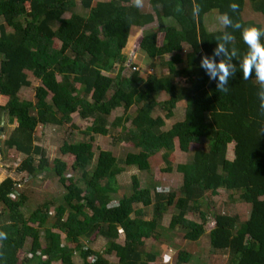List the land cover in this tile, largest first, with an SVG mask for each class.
Here are the masks:
<instances>
[{"label": "trees", "instance_id": "trees-1", "mask_svg": "<svg viewBox=\"0 0 264 264\" xmlns=\"http://www.w3.org/2000/svg\"><path fill=\"white\" fill-rule=\"evenodd\" d=\"M79 1L87 14L76 12L78 0H0V116L15 124L9 137L0 141V150L5 159L2 144L24 155L17 167L21 179L7 176L0 182V230L8 234L0 242V264H75V255L82 264H111L105 258L111 255L117 260L114 264L152 263L157 253L145 251V240L159 239L166 212L171 207L177 212L168 229H179L184 240L197 243L212 216L203 210L208 205L205 198L220 190L231 193V201L250 205L251 211L248 219L214 214L215 226L208 233L212 250L228 255V264H264V113L259 86L255 77L244 80L238 72L229 91L219 93L216 82L200 68L201 57L212 54L224 31L233 32L241 57L247 51L242 29L208 31V13H228L244 26L264 27L244 18L246 0H195L201 6L197 16L193 0H144L146 11L134 7L132 0H96L94 5L92 0ZM247 2L264 16V0ZM177 3L183 7L180 13L175 11ZM231 3L239 5L238 11H231ZM145 27L139 51L150 60L170 56L165 63L168 73L142 77L133 63L130 75L124 76L122 50L130 32ZM31 85L34 100L20 99V88ZM159 93L166 99L157 102ZM181 102L183 120L163 130ZM132 107L135 114L129 117ZM118 108L123 116L109 123ZM155 108L164 116L154 117ZM74 112L85 123L82 130L71 123ZM66 123L77 129L79 138L63 141L60 157L50 163L34 142V132L38 125ZM121 123H129L115 136L131 145L124 153L126 167L149 172V159L162 153L163 172L170 173L175 145L191 154L188 162L176 167L182 180L175 191H159L156 183L141 187L132 176L130 191L114 199L119 193L117 176L124 169L110 151L99 150L88 172L95 157L94 136H107ZM231 145L234 155L229 159ZM69 170L80 172L81 184L65 178ZM41 171L45 176L36 180L43 188L51 186L47 177L53 176L65 193L58 204L38 202L26 216L22 208L32 196L22 188L30 185L29 175ZM13 191L16 198L8 196ZM137 204L142 208H135ZM149 207L151 219L146 220L143 208ZM188 213L197 214L200 222L187 219ZM98 237L106 242L102 253L82 243V238L91 243ZM193 254L178 252L176 264L190 262Z\"/></svg>", "mask_w": 264, "mask_h": 264}, {"label": "rangeland", "instance_id": "rangeland-1", "mask_svg": "<svg viewBox=\"0 0 264 264\" xmlns=\"http://www.w3.org/2000/svg\"><path fill=\"white\" fill-rule=\"evenodd\" d=\"M92 5H94L96 0H92ZM244 8V18L250 19L254 22H258L264 26V16L254 12L251 8V4L247 2ZM76 12L81 14H87L88 8L83 6L81 2L78 0L77 5L75 7ZM149 10V6L144 2V7L141 11ZM65 17L69 16V13L64 14ZM220 15L213 11L212 13H208L205 17V27L208 31H217L221 30L224 26L220 24L218 17ZM155 25V24H154ZM154 25L148 26L152 27ZM148 27L141 29H133L128 36V40L125 48L122 50V54L125 57L124 63V71L122 75L129 76L131 73L130 64L136 63L137 68L140 71L142 77H145L149 74L155 75H167L168 71L165 63L170 59V56H163L160 58H156L154 60L147 59L146 55H144L141 51H139V37L142 36L143 31ZM163 39V35H158V45H161ZM58 46V44H56ZM186 47H184V51H186ZM1 59V56H0ZM118 67V66H117ZM117 69V68H116ZM114 72L110 73V76H114ZM179 82V80H176ZM38 81L34 82L36 85ZM79 86V84H77ZM34 85L31 86H23L20 88L18 95L20 99L23 100H34ZM166 99L164 93H159L155 95V100L157 102H161ZM185 104L184 102L179 103L175 110L174 116L170 120H166V124L163 127V130H166L171 127V125L175 122L183 120L184 117ZM129 117H133L135 114V107H132L129 110ZM123 116V109L118 108L115 109L108 118L109 123L113 122L115 118ZM153 116H164V114L157 108L153 111ZM4 116L5 124L3 130L0 132V138L2 143L5 139H7L12 132L15 124L9 123ZM71 118L73 124H76L81 128H84V121L79 118L77 112L71 114ZM129 123H121V125L112 129L111 132L107 136H94L93 140V150H94V160L92 164L88 167V172H91L96 163V157L99 150L110 151L118 160L119 166L123 167L124 171L117 176V183L119 188V193L116 195V198L121 197L123 194H126L130 191L131 187V177L136 176L140 182L141 187H146L149 184H157V188L159 191L167 193L168 191H175L181 184L182 176L176 171V167L179 164H184L191 159V154L182 153L178 150L177 145H175L174 153L172 154V169L173 171L170 173L163 172V169L166 168L165 163L162 159V153H158L155 156L149 159L150 171L142 172L136 169L135 167H126L124 165V153L128 152L131 145L129 143L119 142L115 137L118 133L122 132V128L128 127ZM70 123H66L62 126L60 125H38L34 132V142L42 146L45 151V157L51 163L54 158L60 157L59 147L62 142L65 140H71L73 138H79V134L77 129H73ZM1 129V128H0ZM233 148L234 146H229L228 158L232 159L233 157ZM3 154H8V158H4L0 165V180L4 179L5 176L11 175L12 178H17L19 173L14 170H11L21 161L23 158V154L16 151L15 148L8 149L4 144H2ZM45 176V172L41 171L36 173V176L29 175V180H31L30 185L25 184L23 186V190L31 193V201L27 204L26 207L22 208L23 213L27 216L30 211H32L35 207V204L41 201H53L55 204H58L61 201L62 196L65 193L64 187L58 182L56 177H47L51 182V186L47 189L41 186V182L36 180V178H41ZM80 172H73L69 170L65 173V178H73L74 181L79 182ZM81 184V183H80ZM153 192V191H152ZM231 193L220 190L217 195H209L206 196L205 200H208L206 205L207 207L203 208L205 211H210L209 222L206 225V234L197 242L190 243L183 239V233L180 232L179 229L169 230V222L171 216L176 214V209L171 207L165 214L162 220V227L159 230L160 237L157 241H153L151 239L145 240V251H152L157 253V259L149 264H166L165 257L168 256L171 259L167 262V264H176V257L178 252L180 251H190L193 252L194 257L188 263L184 264H228V255L224 253H216L212 250L209 235L210 231L215 226L214 222V214L216 213H227L230 215H240L242 219H248L250 216V205L241 203V202H233L230 198ZM153 197V193L151 195ZM115 204V202H112ZM135 208H142L141 204H137ZM145 211V219H151V211L152 207L143 208ZM50 217L53 216V208L50 209ZM197 214L188 213L186 218L191 221L200 222L198 220ZM123 234H120L118 238L119 243H123ZM28 240L27 243H29ZM43 244V240H41ZM82 243L86 247L91 248L94 252L102 253L105 248V240L101 237L95 239V241L89 243L87 239L82 238ZM106 259L110 261L111 264H114L117 260L114 256H105ZM91 260V258H89ZM75 264H82L81 259L78 255H75L74 258ZM58 264V263H53Z\"/></svg>", "mask_w": 264, "mask_h": 264}, {"label": "clouds", "instance_id": "clouds-1", "mask_svg": "<svg viewBox=\"0 0 264 264\" xmlns=\"http://www.w3.org/2000/svg\"><path fill=\"white\" fill-rule=\"evenodd\" d=\"M132 4L138 9L143 8L144 0H132ZM229 7L232 12H236L239 9L237 3H231ZM200 10V4L193 0V16H197ZM175 11L178 13L182 12V5L177 3ZM218 20L225 28L242 29L241 36L243 43L247 46V51L241 57L240 51L234 44L235 36L233 32L224 31L221 36L216 38L217 46L212 54L205 53L201 57L200 68L204 70L211 81L216 82V90L219 93H227L229 91V82L238 72L242 73L244 80L255 77V81L259 86L257 93L260 101L259 107L260 111L264 113V27L255 24L244 26L238 21L234 22L228 13L219 16ZM17 167H14L16 171L18 170ZM13 179L16 181V178ZM10 194L8 196L12 198ZM7 235V232L0 230V242L6 240ZM170 259L168 256L165 257L166 264Z\"/></svg>", "mask_w": 264, "mask_h": 264}, {"label": "built area", "instance_id": "built-area-1", "mask_svg": "<svg viewBox=\"0 0 264 264\" xmlns=\"http://www.w3.org/2000/svg\"><path fill=\"white\" fill-rule=\"evenodd\" d=\"M0 141H1V138H0ZM2 160H3V155H2L1 150H0V165H1V163H2ZM19 163H20V162H19ZM19 163H18L16 166H18ZM16 166H15V167H16ZM21 174H23V173H19V176L16 178V181H17V180L19 181V180L21 179V178H19V177L21 176ZM15 185L21 186V183H18V184H17V182H16ZM10 196H11L12 198H15V196H16V192L13 191V192L10 194Z\"/></svg>", "mask_w": 264, "mask_h": 264}, {"label": "water", "instance_id": "water-1", "mask_svg": "<svg viewBox=\"0 0 264 264\" xmlns=\"http://www.w3.org/2000/svg\"><path fill=\"white\" fill-rule=\"evenodd\" d=\"M3 125H4V114H1V116H0V130H2V127H3Z\"/></svg>", "mask_w": 264, "mask_h": 264}, {"label": "crops", "instance_id": "crops-1", "mask_svg": "<svg viewBox=\"0 0 264 264\" xmlns=\"http://www.w3.org/2000/svg\"><path fill=\"white\" fill-rule=\"evenodd\" d=\"M14 170L16 171V168H13V169L11 170V172H14ZM5 177H7V176H5ZM5 177H4V178H5ZM9 177H11V175H9ZM11 178H12V177H11ZM19 178H21V176H20ZM12 179H13V178H12ZM2 180H3V179H1L0 182H1Z\"/></svg>", "mask_w": 264, "mask_h": 264}]
</instances>
